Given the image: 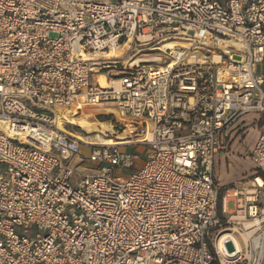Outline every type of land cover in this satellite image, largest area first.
Listing matches in <instances>:
<instances>
[{
  "label": "built area",
  "instance_id": "built-area-1",
  "mask_svg": "<svg viewBox=\"0 0 264 264\" xmlns=\"http://www.w3.org/2000/svg\"><path fill=\"white\" fill-rule=\"evenodd\" d=\"M87 106L125 138L58 125ZM250 113L257 172L223 190ZM82 144L99 174L74 185ZM214 263L264 264V0H0V264Z\"/></svg>",
  "mask_w": 264,
  "mask_h": 264
},
{
  "label": "rangeland",
  "instance_id": "rangeland-1",
  "mask_svg": "<svg viewBox=\"0 0 264 264\" xmlns=\"http://www.w3.org/2000/svg\"><path fill=\"white\" fill-rule=\"evenodd\" d=\"M102 110L98 107L87 106L84 108L83 111L85 113H92V115L87 117V114H84L82 116H86L88 121L96 122V125H90V127L78 124L79 122L74 120L76 116L71 117V114L68 113L67 117L61 118L64 121V127L62 128L76 135L91 136L90 139L94 143H100L105 139L104 137L112 138L116 141L124 139L126 133L123 131V126L120 125L114 115ZM101 111L102 113L99 114ZM102 116H108L109 118L104 120ZM80 130L82 131L81 133L79 132ZM260 131L261 114L259 113L246 115L232 128L227 150L220 152L215 159V175L223 190L238 185L257 172V165L250 154L259 138ZM123 148L130 153L134 150L143 152L142 146L129 145ZM91 155L92 146L82 144L80 153L64 162L66 168L73 170L71 179L74 185L86 176L93 177L99 174L98 167L90 160ZM130 171L128 168H116L118 178H115V180L121 181L129 175ZM229 208H234L233 201L229 202ZM228 248L232 250V245L228 244Z\"/></svg>",
  "mask_w": 264,
  "mask_h": 264
},
{
  "label": "bare ground",
  "instance_id": "bare-ground-1",
  "mask_svg": "<svg viewBox=\"0 0 264 264\" xmlns=\"http://www.w3.org/2000/svg\"><path fill=\"white\" fill-rule=\"evenodd\" d=\"M101 80H102V84H105L106 79H105L104 76H101ZM76 113L78 114V112H76ZM62 114H64V115H68V111H67V110H64V111L62 112ZM79 114H80V115H79ZM79 114H78V116H76V118L74 119L75 121L79 122L78 124H80V125H82V126H88V127H90V125H96V122L88 121V120L86 119V116L89 117L88 115H92V113L89 114V113H87V112L85 113V111H83L82 113H79ZM84 114H87V115H86V116H82V115H84ZM58 115H59V116H58V125H59L60 127H64V121L61 119V114H58ZM71 117H73V116H71ZM101 124H102V123H101ZM107 127H108V126H107ZM102 134H103V133H102ZM79 136H81V135H79ZM90 137H91V136H84L83 139L86 140L87 142L94 143V142L90 139ZM104 138H105V139H103V141H101L100 143H102V144H117V143H118V141H116V140H114V139H112V138H108V137H104ZM110 139H112L114 142H110ZM104 140H105V142H104ZM112 140H111V141H112ZM120 143H123V142H120ZM259 181L261 182L262 180L259 179ZM229 236L233 237V239L235 240V242H236V244H237V246H238V250H240L239 240H238V238H237L236 236H234L233 234H224V235H222L221 238H220V240H219V246L223 248V242H224L225 238H227V237H229ZM225 256H226L227 258H232L233 255H230V254L226 253V251H225Z\"/></svg>",
  "mask_w": 264,
  "mask_h": 264
},
{
  "label": "crops",
  "instance_id": "crops-1",
  "mask_svg": "<svg viewBox=\"0 0 264 264\" xmlns=\"http://www.w3.org/2000/svg\"><path fill=\"white\" fill-rule=\"evenodd\" d=\"M100 113H102V111L101 112H99V114ZM262 122H263V119H262V117H261V125H262ZM66 131H68V130H66ZM69 133H71V134H73L74 136H79V135H76L75 133H73V132H71V131H68ZM112 139H110V142H114L113 140L111 141ZM104 142H105V140H104ZM95 164V163H94ZM96 165V164H95ZM97 166V165H96ZM98 167V166H97ZM221 185V184H220Z\"/></svg>",
  "mask_w": 264,
  "mask_h": 264
},
{
  "label": "trees",
  "instance_id": "trees-1",
  "mask_svg": "<svg viewBox=\"0 0 264 264\" xmlns=\"http://www.w3.org/2000/svg\"><path fill=\"white\" fill-rule=\"evenodd\" d=\"M103 118H104V120H107L109 117L108 116H104ZM79 132L81 133L82 131L80 130Z\"/></svg>",
  "mask_w": 264,
  "mask_h": 264
}]
</instances>
